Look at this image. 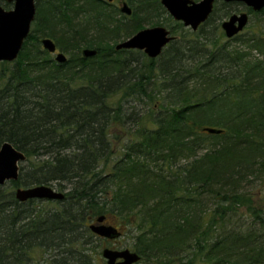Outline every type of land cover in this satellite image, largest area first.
<instances>
[{"label":"trees","instance_id":"trees-1","mask_svg":"<svg viewBox=\"0 0 264 264\" xmlns=\"http://www.w3.org/2000/svg\"><path fill=\"white\" fill-rule=\"evenodd\" d=\"M123 2L130 17L103 0H37L22 50L0 68V146L26 156L18 180L0 186V264H27L35 251L48 264H91L81 246L102 240L88 229L100 216L135 232L137 264H264V18L219 44L215 8L240 5L216 3L142 75L141 53L115 46L172 19L159 0ZM131 123L136 133L115 150L111 130ZM41 185L64 199L36 211L39 201L14 197Z\"/></svg>","mask_w":264,"mask_h":264},{"label":"water","instance_id":"water-1","mask_svg":"<svg viewBox=\"0 0 264 264\" xmlns=\"http://www.w3.org/2000/svg\"><path fill=\"white\" fill-rule=\"evenodd\" d=\"M6 4H12L11 10H5L0 6V63L14 62L23 44L30 34L31 25L36 16L35 0H2ZM61 1V0H57ZM217 1L225 3L242 4L254 13L264 9V0H160L170 18L181 23L184 28L192 32L197 31L199 26L204 24L213 11V5ZM121 14L129 17L131 8L123 3L119 8ZM249 21L247 13L233 14L225 19L220 27L225 37L230 40L237 36L247 26ZM173 40L170 31L164 27H153L140 30L127 40L118 43L115 50H133L142 52L147 58L155 59L162 53L163 49ZM43 50L54 55V60L58 64L67 61L66 56L56 52V46L52 40L44 38L41 40ZM97 52L91 49H83L81 56L84 59L96 56ZM204 133L219 135L221 130L204 128ZM26 161L24 153L16 150L12 144L4 142L0 146V186L9 182H16L19 178L20 165ZM14 197L19 203L27 201H51L60 202L64 199V194L50 186H33L30 188H17ZM105 216H100L95 220V224L88 226L89 231L100 239L107 241L116 240L121 237V232L111 225H106ZM101 256L105 264H137L140 257L129 249L110 250L104 248Z\"/></svg>","mask_w":264,"mask_h":264},{"label":"rangeland","instance_id":"rangeland-1","mask_svg":"<svg viewBox=\"0 0 264 264\" xmlns=\"http://www.w3.org/2000/svg\"><path fill=\"white\" fill-rule=\"evenodd\" d=\"M103 1L107 2L108 0H103ZM120 1H125V0H112L113 6H109L110 12H113V13L118 12L119 13L117 6H120V4H119ZM193 1L195 2V1H200V0H193ZM35 3L37 6V0ZM0 4H1L0 6H2L5 10H11L13 7L12 4H6L3 1ZM157 12H158L157 15L159 17V20L162 22L169 17V16L166 17L160 10H158ZM240 12H246L247 13L248 10L243 5H240L238 7V11L235 13L238 14ZM224 15H225L224 11L222 10L221 7H218V8L216 7L215 11L212 15L213 23L215 24V26L219 27L217 29L218 34L220 33L219 38L215 37V38H217L216 42H218L219 44H223V43L227 42L225 37L222 35V31L220 29V24L231 14L225 15V16ZM263 18H264V15H260V14L253 13V12L249 13V23L244 28L241 35L245 34L246 32H257L259 30V26L262 24ZM118 19L123 21L121 16ZM171 21L168 22V19H167V23H169V24L171 23L170 24L171 27L168 25L160 26L159 24L157 25L156 23H152L150 25L145 23V24H142L144 26L141 27L140 30L147 29V28H153V27H164V28L168 29L172 33V35H174V31H175V36H178L179 35V28H183V27L181 25H180V27H178L176 22H174L173 20H171ZM31 29H32V26H31ZM186 30H188V29H186ZM208 31H209L208 29H205V32H208ZM192 33H194V32H192ZM121 40H123V39H121ZM233 43H231V44L233 45ZM111 46H114V45H111ZM140 53L142 55V56H140V59L142 58V62L140 64V66L143 65V71H141L140 74L143 75V74H146V72L148 70L147 66L149 64V60L142 52H140ZM65 56L68 58L67 55H65ZM52 58H54V57L52 56ZM9 64L12 65L13 62L12 63L1 62L0 68H2L3 66H7ZM142 108H143L142 106H138L139 111ZM152 108L154 110L153 106H152ZM147 111L149 112V115H151L150 110L145 108L144 112L147 113ZM144 123H147V121ZM131 124L134 125L133 123H131ZM132 125L126 126L127 128H125V129H123L119 126L117 129L111 130V134H112L111 139H114L113 146H114L115 150H120L121 145H123V143H127L129 138L132 137L131 133H133L135 130L137 131L138 127L134 125L135 126V128H134V126H132ZM136 131L134 133H136ZM111 161H113V159H111ZM253 187H255V185ZM53 188L55 190H57L55 187H53ZM252 195H253L254 200L257 201L258 200L257 199V192H256L255 188L252 190ZM39 202H41V203H39ZM39 202H37V203H35V205H33V208H35L36 211H41V210L42 211H48V210L52 209L53 205H50L48 203L46 204V202H42V201H39ZM93 224H95V220L93 221ZM105 224L111 225V226L113 225V224H111V221H109V222L106 221ZM113 226H115V225H113ZM123 231L125 233H123V235H121V237L116 239V240L107 241V240L102 239L99 242L95 241L88 246H85V247L81 246L82 249L86 252V254H88L90 257H92L91 264H105V261L103 260V258L101 256V253H102L104 248H108L110 250H124V249L132 250L131 247H132L133 242H134L133 237H134L135 232L132 229H126V228ZM31 256H32V258L30 259V261L27 264H41L42 261H46V263H47L48 259H49L48 258L49 255L48 254L45 255L44 252H42V251H35L31 254Z\"/></svg>","mask_w":264,"mask_h":264},{"label":"flooded vegetation","instance_id":"flooded-vegetation-1","mask_svg":"<svg viewBox=\"0 0 264 264\" xmlns=\"http://www.w3.org/2000/svg\"><path fill=\"white\" fill-rule=\"evenodd\" d=\"M195 2H199V1H195ZM123 3H124L123 1H120V3H119V4H120V6H121ZM159 3H160V1H159ZM219 3H224V2H219ZM107 4H108V5H110V6H113L112 0H108V1H107ZM215 4H216V2L214 3V5H215ZM225 4H229V3H225ZM120 6H117V8H118V11H119V8H120ZM131 10H132V9H131ZM124 16H125V15H124ZM125 17H127V16H125ZM221 31H222V29H221ZM196 32H197V31H196ZM222 35L225 37V35H224V32H223V31H222ZM170 36H172V37H173V40H172V41H174L176 37H175L174 35H172V33H171V32H170ZM225 39L227 40V42L232 40V39L228 40L226 37H225ZM172 41H171V42H172ZM171 42H170V43H171ZM170 43H169V44H170ZM169 44H168V45H169ZM166 47H167V46H166ZM166 47H165V48H166ZM55 53H58V51L56 50V52H55Z\"/></svg>","mask_w":264,"mask_h":264},{"label":"bare ground","instance_id":"bare-ground-1","mask_svg":"<svg viewBox=\"0 0 264 264\" xmlns=\"http://www.w3.org/2000/svg\"><path fill=\"white\" fill-rule=\"evenodd\" d=\"M200 1H201V0H200ZM219 2H221V1H217L216 3H219ZM196 3H197V2H196ZM231 4H232V3H231ZM233 4H237V3H233ZM160 5H161V4H160ZM237 5H242V4H237ZM214 6H215V5H213V9H214ZM120 7H121V6H120ZM244 7H245V6H244ZM162 8H163V7H162ZM245 8H246V7H245ZM163 9H164V8H163ZM246 9H247V8H246ZM247 10H248L247 15L249 16V13H250L249 11H251V10H249V9H247ZM261 11H262V10H261ZM165 12H166V11H165ZM251 12H252V11H251ZM119 13H120V11H119ZM245 13H246V12H245ZM253 13H254V12H253ZM258 13H259V12H258ZM122 15H123V14H122ZM130 16H131V15H130ZM130 16H129V17H130ZM168 16H169V15H168ZM169 17H170V16H169ZM174 22H175V21H174ZM176 23H177V22H176ZM179 24L182 26L181 23H179ZM182 27H183V26H182ZM183 28H184V27H183ZM165 29H166V28H165ZM184 29H188V28H184ZM167 30H168V29H167ZM188 30L191 32L190 29H188ZM168 31H169V30H168ZM241 33H242V32H240L238 35H240ZM238 35H237V36H238ZM235 37H236V36H235ZM235 37H234V38H235ZM126 40H127V39H126ZM124 41H125V40H124ZM122 42H123V41H122ZM120 43H121V42H120ZM164 49H165V48H164ZM164 49H163V50H164ZM158 57H159V56H158ZM66 58H67V57H66ZM42 202H43V201H42ZM47 202H51V201H47ZM92 224H93V223H92Z\"/></svg>","mask_w":264,"mask_h":264}]
</instances>
